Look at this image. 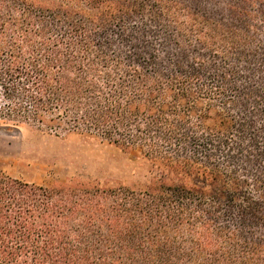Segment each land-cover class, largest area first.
<instances>
[{
	"label": "trees",
	"instance_id": "obj_1",
	"mask_svg": "<svg viewBox=\"0 0 264 264\" xmlns=\"http://www.w3.org/2000/svg\"><path fill=\"white\" fill-rule=\"evenodd\" d=\"M22 127L148 168L0 171V264H264V0H0V128Z\"/></svg>",
	"mask_w": 264,
	"mask_h": 264
},
{
	"label": "rangeland",
	"instance_id": "obj_2",
	"mask_svg": "<svg viewBox=\"0 0 264 264\" xmlns=\"http://www.w3.org/2000/svg\"><path fill=\"white\" fill-rule=\"evenodd\" d=\"M147 168L138 149L126 151L85 136L63 139L31 128H0V171L24 181L52 186L75 177L118 184Z\"/></svg>",
	"mask_w": 264,
	"mask_h": 264
}]
</instances>
